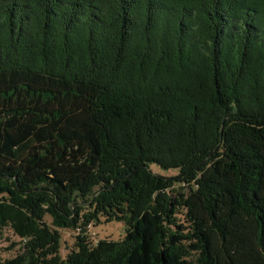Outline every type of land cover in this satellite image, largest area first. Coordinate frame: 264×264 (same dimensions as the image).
<instances>
[{
  "label": "trees",
  "instance_id": "16d2710c",
  "mask_svg": "<svg viewBox=\"0 0 264 264\" xmlns=\"http://www.w3.org/2000/svg\"><path fill=\"white\" fill-rule=\"evenodd\" d=\"M4 228L0 264H264V0H0Z\"/></svg>",
  "mask_w": 264,
  "mask_h": 264
},
{
  "label": "rangeland",
  "instance_id": "374dc122",
  "mask_svg": "<svg viewBox=\"0 0 264 264\" xmlns=\"http://www.w3.org/2000/svg\"><path fill=\"white\" fill-rule=\"evenodd\" d=\"M151 170L164 177H171L177 174V170L175 169L162 170L155 164H151ZM181 212L183 213L184 210H181ZM178 218L182 219V215H178ZM124 229L125 226L122 222L107 221L100 218L97 222L92 221L88 223L83 235H85L90 244H95L99 240L121 239L124 236ZM60 234L59 254L61 257H65L69 251L75 248L76 236L80 235V232L78 230L60 229ZM20 243V239L10 228L0 229V260L12 258L21 252Z\"/></svg>",
  "mask_w": 264,
  "mask_h": 264
}]
</instances>
